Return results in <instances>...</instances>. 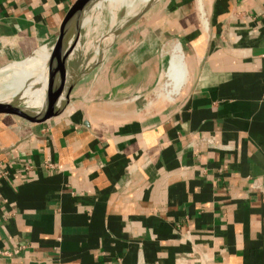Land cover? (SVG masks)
Here are the masks:
<instances>
[{
	"label": "crops",
	"instance_id": "obj_1",
	"mask_svg": "<svg viewBox=\"0 0 264 264\" xmlns=\"http://www.w3.org/2000/svg\"><path fill=\"white\" fill-rule=\"evenodd\" d=\"M76 1L0 0V69ZM0 264H264V0H157L61 114L0 117Z\"/></svg>",
	"mask_w": 264,
	"mask_h": 264
},
{
	"label": "water",
	"instance_id": "obj_2",
	"mask_svg": "<svg viewBox=\"0 0 264 264\" xmlns=\"http://www.w3.org/2000/svg\"><path fill=\"white\" fill-rule=\"evenodd\" d=\"M104 1L106 0H77L68 11L62 23L59 36L45 49L49 53V60L42 71L41 78L44 79L41 83L48 81L51 85L52 80V85L56 88L46 97L42 106L36 108L32 113H29V115L26 113L27 92L34 88L36 90L41 88V83H39L37 87L31 88L33 87V81L31 80L26 83L21 92L14 95L12 98L0 100V117L9 116L29 124H41L61 114L64 106L68 102L69 94L74 86L94 68L97 60H99L105 50L103 47H100L98 52H96L98 55L97 60L91 66L73 77L70 81H66L65 75L68 60L74 53L81 29L88 20L91 12L99 8ZM156 1L157 0H149L147 5L142 11H140V13H138V15L114 30L109 36V42L131 24L139 20L141 16L156 3ZM34 71L36 72V70ZM29 87L31 89H29ZM53 103H55V106Z\"/></svg>",
	"mask_w": 264,
	"mask_h": 264
},
{
	"label": "rangeland",
	"instance_id": "obj_3",
	"mask_svg": "<svg viewBox=\"0 0 264 264\" xmlns=\"http://www.w3.org/2000/svg\"><path fill=\"white\" fill-rule=\"evenodd\" d=\"M121 2L122 1L119 0L117 3L113 2L111 4L109 0H106L99 8L91 12L87 20L89 23L86 21L85 25L82 27L78 42L75 45L74 53L68 60L65 75L67 82L72 79V70L75 65L77 68L82 67L85 63V68L91 66L97 60L98 55L96 52H98L99 48L103 47V49H105L108 45L111 33L131 20L134 16L138 15L148 3V1L142 2L141 0H127V4H121ZM30 60L31 59L28 61ZM9 66L0 69V86H4L6 83H11L12 81L14 82V77L11 74L12 71ZM42 66L43 64L39 63L35 68L30 67V70L38 69ZM166 83L167 78H164L159 89H162ZM8 93L9 90L5 91L4 95Z\"/></svg>",
	"mask_w": 264,
	"mask_h": 264
},
{
	"label": "bare ground",
	"instance_id": "obj_4",
	"mask_svg": "<svg viewBox=\"0 0 264 264\" xmlns=\"http://www.w3.org/2000/svg\"><path fill=\"white\" fill-rule=\"evenodd\" d=\"M118 1L119 0H109L111 4L113 2L117 3ZM121 1H122L121 4L124 3L127 4L126 3L127 0H121ZM141 1L147 2L149 0H141ZM87 23L89 22L87 21ZM45 49L46 48L41 50L34 58H32L28 62L9 66V68L12 71L11 74L14 77V82L12 81L11 83H6L4 86H0V100L12 98L14 95L21 92L24 89L26 83H28L31 80L33 81V85H32L33 87L31 88L37 87V85L41 83V81L44 79L41 78L42 71L49 60V56H48L49 53ZM170 53H169L170 57L167 60L166 71H164L165 72L164 75L166 76L165 78H167V83L163 86L162 89H160L161 90L160 96L161 98L164 97L165 99L171 100L173 99V97H175V95H177L180 92L182 85L185 83V80L187 78V68L184 62V55L179 45H175L174 49ZM39 63H42L43 66L38 69L30 70V67L35 68L36 66L39 65ZM85 67H86V63L82 67H78V68L75 65L74 69L72 70L73 73L71 78L81 73L84 69H86ZM34 70H36L37 73ZM52 84H53L52 80H51V85L50 82L48 81L42 82L40 85L41 88H39L38 90H36L35 88L31 89L29 87V89L31 90L29 91L27 90L28 91L27 99H26L27 104L25 107V110L27 111L26 113L28 115L29 113H32L36 108L42 106V104L46 100V97L54 91L56 87H54V85ZM8 90L9 93L7 95H4V92ZM53 104L55 106V103Z\"/></svg>",
	"mask_w": 264,
	"mask_h": 264
}]
</instances>
